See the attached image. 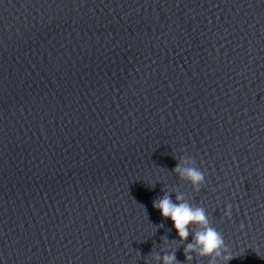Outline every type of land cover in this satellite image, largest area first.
<instances>
[{
	"label": "water",
	"instance_id": "1",
	"mask_svg": "<svg viewBox=\"0 0 264 264\" xmlns=\"http://www.w3.org/2000/svg\"><path fill=\"white\" fill-rule=\"evenodd\" d=\"M165 192L264 264V0H0V264H207Z\"/></svg>",
	"mask_w": 264,
	"mask_h": 264
},
{
	"label": "clouds",
	"instance_id": "2",
	"mask_svg": "<svg viewBox=\"0 0 264 264\" xmlns=\"http://www.w3.org/2000/svg\"><path fill=\"white\" fill-rule=\"evenodd\" d=\"M172 172L176 173L179 179L190 184L194 193L199 192L205 183L206 173L196 166L191 156H181ZM152 207L158 209L162 217L171 221L180 241L188 237L191 230L193 241L184 247L185 260L191 262L193 256L190 253L193 252L198 256L208 257L207 264H228L229 260L237 256L230 251L220 231L211 224L206 210L202 206H194L190 203L185 193L177 192L173 202L165 192L162 197L152 201ZM234 207L233 204H225L223 215L230 217ZM240 228H243V225H240ZM156 258L162 259L164 264H175L174 250Z\"/></svg>",
	"mask_w": 264,
	"mask_h": 264
}]
</instances>
